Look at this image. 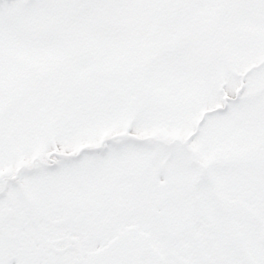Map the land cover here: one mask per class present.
<instances>
[{
  "label": "snow or ice",
  "instance_id": "obj_1",
  "mask_svg": "<svg viewBox=\"0 0 264 264\" xmlns=\"http://www.w3.org/2000/svg\"><path fill=\"white\" fill-rule=\"evenodd\" d=\"M0 264H264V0H0Z\"/></svg>",
  "mask_w": 264,
  "mask_h": 264
}]
</instances>
